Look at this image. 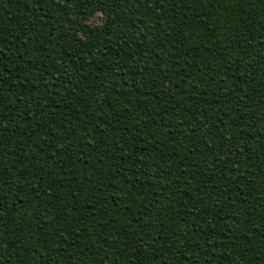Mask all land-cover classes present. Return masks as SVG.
Returning <instances> with one entry per match:
<instances>
[{
  "label": "trees",
  "instance_id": "trees-1",
  "mask_svg": "<svg viewBox=\"0 0 264 264\" xmlns=\"http://www.w3.org/2000/svg\"><path fill=\"white\" fill-rule=\"evenodd\" d=\"M0 264H264V0H0Z\"/></svg>",
  "mask_w": 264,
  "mask_h": 264
},
{
  "label": "rangeland",
  "instance_id": "rangeland-1",
  "mask_svg": "<svg viewBox=\"0 0 264 264\" xmlns=\"http://www.w3.org/2000/svg\"><path fill=\"white\" fill-rule=\"evenodd\" d=\"M103 21V15L102 14H97L94 18L90 20L92 24H100Z\"/></svg>",
  "mask_w": 264,
  "mask_h": 264
}]
</instances>
